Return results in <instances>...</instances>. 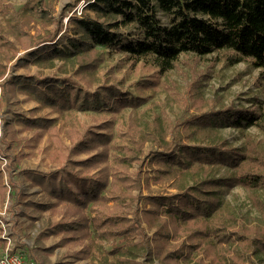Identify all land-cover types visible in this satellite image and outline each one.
Instances as JSON below:
<instances>
[{"label": "trees", "instance_id": "16d2710c", "mask_svg": "<svg viewBox=\"0 0 264 264\" xmlns=\"http://www.w3.org/2000/svg\"><path fill=\"white\" fill-rule=\"evenodd\" d=\"M84 1L82 14L71 17L75 34L58 36L56 33L48 39L51 43L46 42L47 39L38 42L35 52L31 53L34 61L52 63L55 58H71L79 64L75 72L82 75L98 68L106 52L123 53L133 65L150 59L155 70L152 77L141 78L138 88L167 90L179 99L180 105L190 104L195 111L175 124L157 121L158 129L177 132L182 129L184 134L174 141L164 140L163 148L154 149L149 161L159 165L156 177L192 172L201 174V178L177 192L147 195L146 200L152 207L145 208L142 217L137 213L134 219L127 218L120 209L125 189L135 186L136 181L126 168L137 159L135 151L146 141L144 137L132 135L129 129L127 134L133 146L115 145L112 160L96 173L66 167L50 172L25 170L26 176L41 186L51 199L30 204L64 216L54 221L48 233L63 234L62 243L80 244L81 247L71 252L77 259L93 256L96 261L97 249L104 242H111L110 252L118 255V264H144L133 253L135 248L144 249L148 259L159 258L162 264H257L259 257L264 259V142L245 133V141L235 146L222 136L221 128L228 126L244 132L256 126L264 132V101L255 98V108L225 102L217 106L203 91L208 74L196 66H192L196 78L189 85L188 99L176 88L172 90L174 86L162 77H169L182 56H191L197 62L208 60L211 55L214 60L224 59L229 65L249 60L253 66L261 68L260 86L264 89V0ZM32 4L33 9L40 12L41 0ZM160 12L165 14L166 20ZM59 27L61 29L62 25ZM11 46L17 52L15 43L0 34V51L7 57L12 56ZM5 68L0 62L1 71ZM3 77L2 72L0 78ZM0 88V102L8 91H19L61 114L87 109L125 113L128 107L138 108L151 98V95L124 91L116 84L90 90L69 75L44 78L15 75L2 79ZM14 121L19 127L14 126ZM56 121L52 117L17 113L13 120L5 122L4 139L11 146L19 131L31 129V140L37 145L44 131H48L52 137L53 157L58 154L65 157L63 146L59 147ZM98 126L111 128L112 122L104 121ZM130 128L139 132L134 120ZM68 133L72 154L94 152L97 133L94 128H80L71 122ZM145 136L156 140L153 132ZM190 139H201V142H190ZM118 150H125L124 155H119ZM70 159L77 163L88 161L91 156ZM215 165L224 166L226 171L209 175ZM236 186L248 191L253 207L261 214L259 222H244L224 206L223 191ZM110 200L117 205H108ZM14 203V193L5 183V174L0 168V206L6 204L8 210ZM143 219L153 228L152 234L146 233ZM21 247L28 250L32 261L36 260L26 242Z\"/></svg>", "mask_w": 264, "mask_h": 264}, {"label": "rangeland", "instance_id": "374dc122", "mask_svg": "<svg viewBox=\"0 0 264 264\" xmlns=\"http://www.w3.org/2000/svg\"><path fill=\"white\" fill-rule=\"evenodd\" d=\"M35 1L37 0H0V34L6 40L10 39L14 42L18 48L17 52L12 49V46L9 48L12 52L10 57L0 51V62L6 67L3 71L0 69V74L4 73L0 82L4 78L15 75H36L40 78L69 75L90 90L101 89V86L107 84H116L124 91H130L135 95H151V98L138 108L128 107L125 113L87 109L74 110L72 114H61L53 107L40 104L38 100L27 96L26 93L7 92L0 102V168L5 174V183L14 193L15 203L12 209L4 210L9 200L7 195L6 204L3 207L0 206V209L4 212V221L8 222L7 227L12 236L11 246L23 256V264H93V262L118 264V255L110 252L111 242H104L103 246L97 249L96 261L93 260V256L77 259L71 255V252L81 247L80 244L62 243L63 234L48 233L54 221L62 220L64 216L61 213H53L52 210H40L30 204L31 201L45 202L51 199L41 186L26 176L25 170L32 168L50 172L52 169L66 167L70 170L96 173L101 166L112 160L115 145L133 146L130 135L127 134L130 129L132 135L140 139L144 137L146 141L140 150L135 151L137 159L126 168L131 178L135 179L133 181H136V185L125 189L120 211L127 218L134 219L137 213L142 217L144 209L152 207L146 200L147 195L177 192L195 184L201 178V174L192 172L177 174L172 172V175L156 177V168L159 165L149 161L154 149L163 148L161 144L165 142L164 140L174 141L176 137L184 134L182 129L178 132L171 129H158L157 121L163 124L170 121L175 124L190 111H195V108L190 104L180 105L179 99L167 90L154 91L153 87L138 88L141 78L152 77L155 70L150 59L139 60L136 65H133L126 60L123 53L106 52L105 60L98 68L89 72L85 71L82 75L75 72L79 64L74 63L71 58H55L52 63L34 61L31 53L35 52L38 42L42 43L47 39L45 41L51 43L52 40L48 39L54 37L56 33L58 36L64 33L75 34L71 29L73 27L71 17L82 14L85 5L84 0L79 2L78 0H41L40 12H37L32 7ZM160 16L164 20L167 18L163 12H160ZM59 24L62 25L61 29L57 28ZM21 40L27 43V46L23 45ZM209 58L195 62L191 56H182L179 66L170 71L168 78L165 76L162 78L174 86L172 90L176 88L183 98L188 99L189 85L196 78L192 66H196L200 71L208 74L209 77L204 80L203 91L207 98L215 100L217 106L225 102L228 105L255 108L257 106L254 103L255 98L264 101V89L260 86L263 80L260 77L261 68L253 66L249 60L229 65L224 59L214 60L211 55ZM17 113L56 118V131L60 136L59 147L63 146L65 157L59 154L53 157L52 137L48 131H44L42 139L35 145L31 140L33 130L23 129L17 133L11 146H8L4 139V124L7 120H13ZM132 120L137 123L139 132L130 128ZM104 121L112 122V127L100 128L98 125ZM71 122L76 123L80 128L91 127L97 131L94 135V152L72 154L69 151L72 144L68 133ZM14 126L19 127V123L14 121ZM147 132H153L156 140L146 139ZM245 133L264 142V132L256 126H251L244 132L228 126L221 128L222 136L228 138L235 146H240L245 141ZM189 141L201 142V139ZM116 152L124 155L125 150ZM89 156H91L90 160L77 163H73L70 159L81 160ZM225 171L224 166L215 165L211 167L209 175H221ZM223 199L226 209L233 212L240 220L244 222L261 220V214L253 207L245 188L236 186L229 190L225 189ZM108 205L114 207L117 203L110 200ZM17 220H21L24 228L20 227V221L17 223ZM142 224L146 233H153V228H150L145 219L142 220ZM0 238L1 256L6 245V240L1 236V228ZM24 242L32 248L36 262L32 261L28 250H23L21 247ZM144 251L142 248L133 249V253L144 264H162L159 258L148 259ZM257 264H264V259L259 257Z\"/></svg>", "mask_w": 264, "mask_h": 264}, {"label": "built area", "instance_id": "2783aa9c", "mask_svg": "<svg viewBox=\"0 0 264 264\" xmlns=\"http://www.w3.org/2000/svg\"><path fill=\"white\" fill-rule=\"evenodd\" d=\"M4 210H6V205ZM3 213L4 212L0 209L1 236L6 240L4 252L0 256V264H23V256L19 252L12 251V236L7 227L8 222L4 221Z\"/></svg>", "mask_w": 264, "mask_h": 264}, {"label": "crops", "instance_id": "0c3cea01", "mask_svg": "<svg viewBox=\"0 0 264 264\" xmlns=\"http://www.w3.org/2000/svg\"><path fill=\"white\" fill-rule=\"evenodd\" d=\"M27 215H29L30 216V214H28L27 213ZM32 215V214H31ZM34 216V215H33ZM31 217V216H30ZM31 218H33V217H31ZM19 221H20V227L21 228H24V226H23V224L21 223V220H17V223H19ZM14 222V221H13ZM24 223V222H23ZM20 236V235H19ZM20 238H21V236H20Z\"/></svg>", "mask_w": 264, "mask_h": 264}]
</instances>
